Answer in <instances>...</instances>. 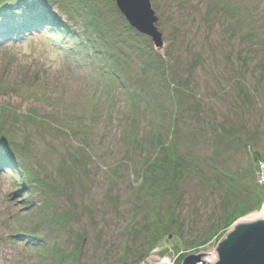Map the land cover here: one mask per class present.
Here are the masks:
<instances>
[{
    "label": "rangeland",
    "instance_id": "obj_1",
    "mask_svg": "<svg viewBox=\"0 0 264 264\" xmlns=\"http://www.w3.org/2000/svg\"><path fill=\"white\" fill-rule=\"evenodd\" d=\"M150 4L159 49L115 0H0V264L214 263L258 212L264 0Z\"/></svg>",
    "mask_w": 264,
    "mask_h": 264
},
{
    "label": "water",
    "instance_id": "obj_2",
    "mask_svg": "<svg viewBox=\"0 0 264 264\" xmlns=\"http://www.w3.org/2000/svg\"><path fill=\"white\" fill-rule=\"evenodd\" d=\"M117 7L138 32L148 36L154 46H162V36L150 0H115ZM216 249L214 263H204L200 254L185 257L181 264H264V219L234 226Z\"/></svg>",
    "mask_w": 264,
    "mask_h": 264
},
{
    "label": "built area",
    "instance_id": "obj_3",
    "mask_svg": "<svg viewBox=\"0 0 264 264\" xmlns=\"http://www.w3.org/2000/svg\"><path fill=\"white\" fill-rule=\"evenodd\" d=\"M257 175H258V178H259L260 183L264 186V159H260L258 161V165H257ZM255 215H256V219H254V220L264 219V200H263L261 206L259 207L258 212H256ZM213 255L216 256V250L213 253ZM211 259H212L211 262H214L215 261V259H213V258H211Z\"/></svg>",
    "mask_w": 264,
    "mask_h": 264
},
{
    "label": "bare ground",
    "instance_id": "obj_4",
    "mask_svg": "<svg viewBox=\"0 0 264 264\" xmlns=\"http://www.w3.org/2000/svg\"><path fill=\"white\" fill-rule=\"evenodd\" d=\"M250 219H253V220L256 219V215L253 214V215L250 217Z\"/></svg>",
    "mask_w": 264,
    "mask_h": 264
},
{
    "label": "trees",
    "instance_id": "obj_5",
    "mask_svg": "<svg viewBox=\"0 0 264 264\" xmlns=\"http://www.w3.org/2000/svg\"><path fill=\"white\" fill-rule=\"evenodd\" d=\"M45 22H48V21H45ZM45 25H46V26H50V25H49V24H47V23H46ZM34 27H35V26H34ZM15 29H16V28H15ZM27 29H29V28H27ZM47 29H48V28H47ZM16 30H17V29H16Z\"/></svg>",
    "mask_w": 264,
    "mask_h": 264
}]
</instances>
